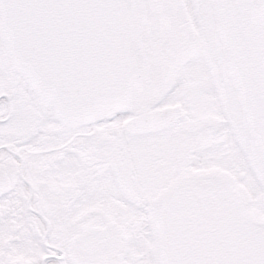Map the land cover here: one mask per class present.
Returning a JSON list of instances; mask_svg holds the SVG:
<instances>
[{"label":"snow or ice","instance_id":"6c2138e0","mask_svg":"<svg viewBox=\"0 0 264 264\" xmlns=\"http://www.w3.org/2000/svg\"><path fill=\"white\" fill-rule=\"evenodd\" d=\"M0 264H264V0H0Z\"/></svg>","mask_w":264,"mask_h":264}]
</instances>
